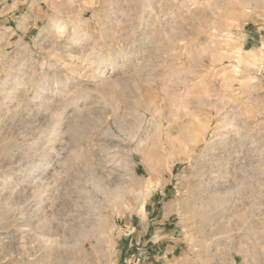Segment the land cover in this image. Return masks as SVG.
<instances>
[{"label":"rangeland","instance_id":"obj_1","mask_svg":"<svg viewBox=\"0 0 264 264\" xmlns=\"http://www.w3.org/2000/svg\"><path fill=\"white\" fill-rule=\"evenodd\" d=\"M0 264H264V0H0Z\"/></svg>","mask_w":264,"mask_h":264},{"label":"bare ground","instance_id":"obj_2","mask_svg":"<svg viewBox=\"0 0 264 264\" xmlns=\"http://www.w3.org/2000/svg\"><path fill=\"white\" fill-rule=\"evenodd\" d=\"M198 142V141H197ZM190 159V158H189ZM219 159V158H218ZM211 179V178H210ZM217 186V185H216ZM210 192V191H209ZM202 194V193H201ZM202 196V195H201ZM200 196V194H199V196L198 197H196L197 199H199V197H200V200L199 201H197L196 203H198L199 205H203V203L204 202H206V201H208V202H214V203H217V202H219L218 200H220L221 198H224V197H220V196H214L213 195V197H208V199L206 198V196L204 197L203 196V198ZM195 197V196H194ZM226 197V196H225ZM196 198H194V199H196ZM228 198V197H227ZM222 200V199H221ZM224 201V200H223ZM224 204V203H223ZM218 206V205H217ZM216 207V206H215Z\"/></svg>","mask_w":264,"mask_h":264}]
</instances>
